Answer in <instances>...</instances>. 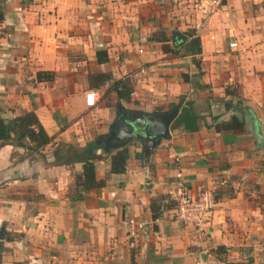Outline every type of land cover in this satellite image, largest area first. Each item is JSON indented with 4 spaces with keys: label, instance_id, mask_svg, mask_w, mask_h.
I'll return each mask as SVG.
<instances>
[{
    "label": "crops",
    "instance_id": "0c3cea01",
    "mask_svg": "<svg viewBox=\"0 0 264 264\" xmlns=\"http://www.w3.org/2000/svg\"><path fill=\"white\" fill-rule=\"evenodd\" d=\"M206 1L1 0L5 122L33 112L54 142L84 147L109 132L119 109L179 106L170 137L149 153L145 140L124 146L123 172L111 173L97 149L104 182L88 190L77 185L82 164L56 163L51 143L43 157L0 141L2 264H264V145L249 125L264 137V0H225L212 14ZM176 30L187 36L177 47ZM189 33L198 54L185 52ZM40 71L53 78L38 80ZM245 106L243 130L215 129V117ZM183 187L214 192L205 232L171 219L169 208L152 217L153 198L172 200ZM128 218L144 227L124 225Z\"/></svg>",
    "mask_w": 264,
    "mask_h": 264
},
{
    "label": "trees",
    "instance_id": "16d2710c",
    "mask_svg": "<svg viewBox=\"0 0 264 264\" xmlns=\"http://www.w3.org/2000/svg\"><path fill=\"white\" fill-rule=\"evenodd\" d=\"M3 18V10L0 0V20ZM190 40L186 43L185 52L187 54L195 55L200 52V41L199 37L195 33H189ZM157 39L163 38L167 40L165 34H157ZM167 50V48L165 47ZM36 78L38 80H48L53 78V74L47 71L37 72ZM120 86L119 81L115 82L116 89H124L125 86ZM123 87V88H122ZM120 97H125V93L121 90H117ZM228 111L233 109L232 106H226ZM241 113H232L227 120H218L214 118V127L217 131H232L239 132L245 127V116L249 113L248 107H242ZM105 136H98L94 140L90 141L84 147L75 146L67 142H54L52 137L49 136L42 125L40 124L37 116L33 112H26L23 115L17 116L11 121L5 122L0 118V141L15 143L18 146H23L29 151L38 152L39 155L43 156L40 150L48 144H52L53 150L52 155L54 161L61 165H72L74 163L82 164V171L77 179V185L81 186L82 190H88L90 188H98L103 184V180H97L95 175V161L101 159V155L97 154V149H101L105 154L109 155V165L111 173H121L125 170V163L127 159V151L124 147L122 148H111L107 150L103 143ZM107 156V155H106ZM44 157V156H43ZM173 208L174 201L169 199L168 196H158L153 198L150 203V209L152 217L155 219L161 214L162 208ZM217 250L226 252L224 246H218ZM0 264L1 261V245H0ZM224 264H243L234 263L224 260Z\"/></svg>",
    "mask_w": 264,
    "mask_h": 264
},
{
    "label": "water",
    "instance_id": "95a60500",
    "mask_svg": "<svg viewBox=\"0 0 264 264\" xmlns=\"http://www.w3.org/2000/svg\"><path fill=\"white\" fill-rule=\"evenodd\" d=\"M187 40L186 34L174 31L172 43L178 46ZM179 106L172 110L161 112H137L128 109H119L116 118L110 125V130L105 134L103 143L108 147H124L134 139L145 140L144 152L147 154L162 138L170 137V125L176 117ZM239 112V110H234ZM247 116V115H246ZM251 130L255 133L256 144L264 145V137L261 128L253 120H249ZM3 233L0 231V239Z\"/></svg>",
    "mask_w": 264,
    "mask_h": 264
},
{
    "label": "built area",
    "instance_id": "2783aa9c",
    "mask_svg": "<svg viewBox=\"0 0 264 264\" xmlns=\"http://www.w3.org/2000/svg\"><path fill=\"white\" fill-rule=\"evenodd\" d=\"M224 1L207 0L202 10L207 14H212L223 5ZM231 45L235 44L231 43ZM96 101V93L93 90H87L85 92L86 106L93 107ZM171 198L174 201V207L169 211V217L191 225L201 232H205L204 228L208 223L209 214L216 203L214 192L210 189H203L197 195H192L183 187L178 193L172 194ZM122 223L132 228L144 227L143 222H138L133 218L125 219Z\"/></svg>",
    "mask_w": 264,
    "mask_h": 264
}]
</instances>
